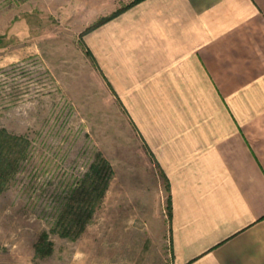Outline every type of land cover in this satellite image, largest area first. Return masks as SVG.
Returning <instances> with one entry per match:
<instances>
[{
  "label": "rangeland",
  "instance_id": "obj_1",
  "mask_svg": "<svg viewBox=\"0 0 264 264\" xmlns=\"http://www.w3.org/2000/svg\"><path fill=\"white\" fill-rule=\"evenodd\" d=\"M134 1L0 0V130L31 142L0 191V264H176L167 176L92 50L109 21L87 32ZM105 161L104 195L61 236Z\"/></svg>",
  "mask_w": 264,
  "mask_h": 264
},
{
  "label": "crops",
  "instance_id": "obj_2",
  "mask_svg": "<svg viewBox=\"0 0 264 264\" xmlns=\"http://www.w3.org/2000/svg\"><path fill=\"white\" fill-rule=\"evenodd\" d=\"M103 27L94 56L170 185L176 264H264V0H146Z\"/></svg>",
  "mask_w": 264,
  "mask_h": 264
},
{
  "label": "trees",
  "instance_id": "obj_3",
  "mask_svg": "<svg viewBox=\"0 0 264 264\" xmlns=\"http://www.w3.org/2000/svg\"><path fill=\"white\" fill-rule=\"evenodd\" d=\"M142 0H136L133 3L114 12L110 17L105 18L99 24L88 29V33L103 25L104 23L116 18L124 11L130 9ZM31 142L26 136H17L10 134L5 130H0V191L8 188V183L11 175L20 168L21 162L29 154ZM104 164H96L90 170L82 181L80 198L78 199V216L77 219L61 218L59 230L63 237H76L83 230L87 220L89 219L92 207L100 201L107 188L110 178V166L105 161ZM72 205V209L76 208ZM67 219V220H66Z\"/></svg>",
  "mask_w": 264,
  "mask_h": 264
}]
</instances>
